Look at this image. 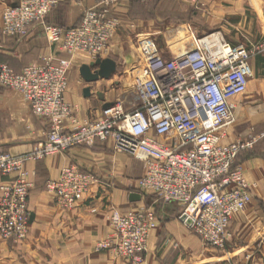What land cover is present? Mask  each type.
Segmentation results:
<instances>
[{"label": "built area", "instance_id": "2783aa9c", "mask_svg": "<svg viewBox=\"0 0 264 264\" xmlns=\"http://www.w3.org/2000/svg\"><path fill=\"white\" fill-rule=\"evenodd\" d=\"M61 1L20 0L2 13L3 34L24 37L33 25L45 24L49 40L60 44L68 57L43 58L21 72L0 62V86L21 92L48 125L44 142L34 151L0 153V236L22 241L29 234L28 161L111 140L116 152L143 162L141 191L179 203V219L185 226L208 245L225 248L233 237V217L252 202L258 187L247 179L238 158L254 149L264 132L225 142L236 121L234 98L247 92L254 76V48L235 46L214 31L191 34L193 45L167 58L153 39L145 37L132 86L138 102L128 109V98H119L101 118H80L66 98L72 56L85 53L97 60L110 51L121 25L111 12L122 0H96L77 26L46 24ZM191 1L203 5V0ZM256 49L263 52L264 41ZM97 181L94 173L70 164L58 178L47 181L46 190L61 208L70 209ZM109 221L112 234L97 248L140 262L158 225L156 211L146 206L127 213L116 210Z\"/></svg>", "mask_w": 264, "mask_h": 264}, {"label": "crops", "instance_id": "0c3cea01", "mask_svg": "<svg viewBox=\"0 0 264 264\" xmlns=\"http://www.w3.org/2000/svg\"><path fill=\"white\" fill-rule=\"evenodd\" d=\"M95 1L62 0L48 15L46 24L77 26L85 9ZM19 2L0 0V62L21 72L26 66L41 63L43 58L68 57L60 44L49 40L45 24L33 25L24 37L2 33L4 9ZM111 14L119 18L121 25L102 59L115 60L117 67L120 63L128 68L139 67L145 37L153 39L167 58L192 46L191 34L203 36L217 27L230 43H237L233 45L254 48L264 41V0H203L202 6H195L191 0H122ZM179 20L189 22L182 36L175 34L177 27L182 26ZM224 20L236 29L235 33L222 23ZM94 61L85 53L72 56L66 98L77 108L80 118H101L107 102L128 98L130 94L125 80L117 85L115 73L109 79L87 82L81 67ZM251 65L261 85L245 103L247 106L243 95L234 98L236 121L228 128L227 143L264 132L258 124L264 119V52L255 55ZM87 87L90 95L85 94ZM258 98L262 102L258 103ZM47 126L21 92L0 86V153L23 155L34 151L44 142ZM258 142L240 158L247 179L257 182L258 187L253 191L252 202L233 217V237L225 248L208 245L185 226L179 219V203H166L155 194L140 190L143 162L116 152L111 140H98L92 146L74 147L25 164L32 183L30 231L22 241L0 236V264H237L239 258L249 264H264V203L262 207L257 203V198L264 197V138ZM70 164L94 173L98 181L73 208L63 209L46 190V183L58 178L62 168ZM133 194H140L141 198L132 199ZM142 206L156 211L158 225L151 232L140 262L97 248L99 241L112 234L109 215L113 211L127 213Z\"/></svg>", "mask_w": 264, "mask_h": 264}, {"label": "rangeland", "instance_id": "374dc122", "mask_svg": "<svg viewBox=\"0 0 264 264\" xmlns=\"http://www.w3.org/2000/svg\"><path fill=\"white\" fill-rule=\"evenodd\" d=\"M153 0H151V1H148V2H145V3H149V2H152ZM222 23H224L225 25H226V27L229 29L230 28V30H234V32L233 33H235V30L236 29H234V27H232V26H230L229 24H228V20H224V21H222ZM178 24H181L182 26H180V27H177V29L178 30H176L177 32L175 33V34H177V35H179V36H182L183 35V32L182 31H184L185 29H187L188 27H189V22H187V21H182V20H179V22H178ZM219 30H221V28H215L212 32H214V31H219ZM226 39H227V41H229L230 42V40L228 39V37H226ZM232 43V42H231ZM232 44H237V43H232ZM236 46V45H235ZM259 45H256L255 47H254V53H253V55H252V58L255 56V55H258L259 53H261V52H259V51H257V49H256V47H258ZM253 49V48H252ZM264 52V51H263ZM252 58H251V60H252ZM137 69H138V66L137 65H135V66H133V67H126V66H124L122 63H120L119 65H118V67H117V71L115 72V74H116V77L119 79V82L117 83V85H120V84H122V81L123 80H125V82H127L126 83V85H127V87H129V89H130V94H129V96H128V102L126 103V108H131L132 107V104L134 103V102H138V98L136 97V94H135V92H134V90L132 89V83L131 82H134V74L136 73V71H137ZM255 73V72H254ZM116 84H115V86H117ZM261 84L259 83V81H258V79H257V76H256V74L254 75V77L251 79V82H250V86H249V89H248V91L245 93V94H243V97H244V100H243V102H244V106H247V105H249V104H245V103H248L249 101H250V99L252 98V96H253V92L254 91H256L257 89H259V86H260ZM125 87V86H124ZM260 102H262V100H260L259 98H258V103H260ZM253 106V105H252ZM254 107V106H253ZM259 125H262L263 126V128H264V119H263V121H260L259 123H258ZM232 126V125H231ZM262 134V133H261ZM261 134H259V135H261ZM262 138H264V136L262 137ZM262 140V139H261ZM260 142V141H259ZM259 142H257L256 144H258ZM256 146V145H255ZM144 194H147V192H145V191H142ZM257 203L260 205V207H262V204L261 203H264V197H260V198H257ZM57 203V202H56ZM259 207V208H260ZM64 209V208H63ZM261 209V208H260ZM244 211V210H243ZM264 215V214H263ZM264 217V216H263ZM192 231V230H191ZM193 232V231H192ZM240 257V256H239ZM259 262L261 263L262 262V259H260L259 260ZM237 264H249V263H246V261H245V259H238L237 260Z\"/></svg>", "mask_w": 264, "mask_h": 264}, {"label": "water", "instance_id": "95a60500", "mask_svg": "<svg viewBox=\"0 0 264 264\" xmlns=\"http://www.w3.org/2000/svg\"><path fill=\"white\" fill-rule=\"evenodd\" d=\"M117 71V63L111 58H98L91 64H84L81 67V74L87 82H96L100 79H109ZM85 94L90 95L91 89L87 87ZM112 102H107L104 109L109 108ZM132 199H140V194H133Z\"/></svg>", "mask_w": 264, "mask_h": 264}, {"label": "trees", "instance_id": "16d2710c", "mask_svg": "<svg viewBox=\"0 0 264 264\" xmlns=\"http://www.w3.org/2000/svg\"><path fill=\"white\" fill-rule=\"evenodd\" d=\"M242 154H243V153H242ZM242 154H240V156H239V158H238V163H240V158H241Z\"/></svg>", "mask_w": 264, "mask_h": 264}]
</instances>
